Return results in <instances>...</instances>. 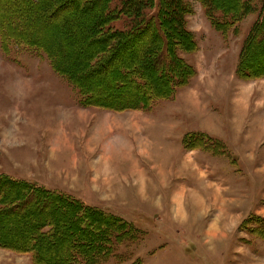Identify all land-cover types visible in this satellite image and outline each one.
<instances>
[{
    "label": "rangeland",
    "instance_id": "obj_1",
    "mask_svg": "<svg viewBox=\"0 0 264 264\" xmlns=\"http://www.w3.org/2000/svg\"><path fill=\"white\" fill-rule=\"evenodd\" d=\"M106 1L40 0L33 6L0 0V29L10 33L13 22L22 23V38L47 48L57 68L31 47L0 48V175L95 203L132 223L135 238L116 242L101 264H264V134L256 130L264 128V0H212V8L240 15L227 32L206 14V0H144V19L161 11L170 27V57L196 73L171 64L175 86L189 82L170 99L140 108L137 87L117 93L114 82L120 64L143 63V45L148 48L153 36H134L113 52L112 40L94 33ZM110 1L114 9L123 3ZM109 13L108 31L136 25L134 12ZM250 38L257 41L254 49ZM159 56H149L154 64L145 63V72L166 68ZM149 76L142 95L154 96L159 84ZM244 86L258 93L239 109L233 101L244 103ZM202 136L219 145L207 150ZM14 190L0 180V206ZM48 200L7 209L0 215V239L27 245L41 219L56 221L59 226L44 227L49 235L33 256L41 264H65L68 246L81 237L90 245L96 233L80 230L73 208ZM0 264L34 263L32 254L0 246Z\"/></svg>",
    "mask_w": 264,
    "mask_h": 264
},
{
    "label": "trees",
    "instance_id": "obj_2",
    "mask_svg": "<svg viewBox=\"0 0 264 264\" xmlns=\"http://www.w3.org/2000/svg\"><path fill=\"white\" fill-rule=\"evenodd\" d=\"M89 1L90 3H92V0H89ZM135 1L137 0H122L123 3L121 4L120 9H114L112 5H110L111 3L110 0L106 2H101L100 4L101 16L96 22L94 33H96V35L98 34L99 37H96V38L98 40H103V42L104 40H108V43H109L112 40L110 45L113 47L112 48V50H114L113 52L120 51L119 49H121L122 47L126 45L123 43L125 41H128L130 38L132 39L134 36L138 37L144 34L145 32L152 33L153 39L146 42V44L147 43L149 44V45L147 44L148 48L145 47V45H143L144 51H146L147 58L144 59L142 64H139L137 66L136 65L132 66V68H130L131 67L130 62H128L127 64L126 63L120 64L117 67V69L121 70L120 71L121 77L114 82V89L117 91V93L118 92L122 93L126 91L127 88L129 89L131 86L137 87L138 97H143V99H140V103L136 105L138 108H140V107L150 106L152 105V103H154L155 101L159 99H164V98L170 99L172 96H174V93L176 89L179 88V86H182L185 83H187V80L189 78L184 80L183 84L175 86L176 84L175 82L173 83V78L172 77L170 78L169 71L167 70V68L170 67L171 64L173 65L174 69L176 67H179V69L181 70L183 68L188 69L191 75L195 74L196 71H194L193 67L189 66L187 63H182V61L178 62L175 56H172L173 58L170 57L171 40L168 35V33L170 32V27L167 26L166 20L161 19L162 18V16H160L161 11H156L154 12V14L152 13L153 15L151 14L149 15L150 17L148 16V17H145L146 19H144V17L142 16V10L140 11L144 0H139V3H137V5L136 3L134 4ZM30 4L33 6L34 5L37 6L40 4V0H30ZM143 7L144 6H142V8ZM204 7H205L206 14L210 16L212 21L218 23L219 30L227 32L230 29H232L233 24H236V22L239 21L238 18L240 15L238 16V18L236 16L232 17L228 13H226L225 9L220 10V9L212 8V0H206V2H204ZM56 8H58L57 10H59L61 7H56ZM111 10L114 12L115 17L117 13L119 14L124 13L122 15H126V14L129 15V13L134 12L135 15L133 17L136 21L135 22L136 25L133 28H130L129 29L130 31H126V32L113 33L112 30L108 31L107 28L110 25L108 24V22L113 20L109 13ZM56 12H54V14ZM260 13H261L260 21L264 23V2L262 4ZM152 20H154V25H152L151 27V25L149 26L148 23ZM21 26H23L22 23L18 24V23L13 22V26L11 25L10 28H8L10 33L3 31V30H6L5 27H2L0 29V48L3 50L2 52L7 53L8 49L11 48L13 45L20 46V47L23 46L24 48L31 47V49L33 48L36 50L35 52H37L38 50V52H41L43 53V55L48 57L46 59H49V62L52 65V67L54 69H57L54 66V60L52 59L51 52H49L47 48H43L39 45L33 44L31 41H29L26 38L28 37V35H25V37L22 38L23 35L22 33L19 32L21 31L20 29ZM167 28L169 29V32ZM180 33L182 35V31H180ZM259 35L261 38L264 37V34H262L261 32ZM97 39L95 40V42L98 41ZM250 39L251 40L249 41H252L250 47L251 49H254V46H256L255 44H257V41L252 38ZM114 40H116V42H113ZM190 41H191L190 45L194 46V41L193 40H190ZM153 52H156L154 56H156L157 54H160L163 60L162 63L165 64L166 68L157 67L153 71L145 72L143 69L145 63L147 65L150 63L154 64V59H150V58H154ZM158 61H160V59H158ZM104 63L103 65H106V60ZM96 70L97 69H95L94 71ZM150 74H151L153 82L159 85L152 92L154 96H150V95L147 96L144 94L142 95V93L146 92V90L150 86V80H151L149 76ZM187 76H189V74ZM246 77H249V76H246ZM80 87L83 90L85 89L83 86H80ZM86 93L88 94L89 92H86ZM90 93L93 95L92 92ZM149 96L152 98L148 99V102H146L145 99L149 98ZM84 101L86 105L94 104V103H91L90 100H88V103L86 100ZM190 139L194 140V138H190ZM203 140H204L205 148L207 150H210V147L216 145L217 143V141L215 142L210 137H207V138L203 137ZM190 144H192L193 146L191 148H194L195 146L194 141ZM217 144L219 145V143ZM0 180H3L4 182H7L11 184L12 186L16 187V190H14L16 191L14 198H10L9 196L8 199H6L7 200L6 205L0 206V215L8 212L7 209H11V210L15 208L20 209L22 206L26 205L27 203L25 202L26 200H29L32 198H35L36 200H38L39 198L43 197L44 199L46 198L49 199L47 204L56 203V205L59 208L60 207L63 208V203H64L66 206L73 208V211L75 213L74 223H76L77 226L82 224L80 227V230L81 231L83 230V233H88L89 236L92 235V233H96L93 242L91 241L89 242L90 245L86 241H83L84 237L83 238L81 237L80 240L79 239L74 240V242H72L70 246H68V249L65 252V264H101L103 261H105L107 258H109L113 254V247L116 242H119L126 237H128L127 239L131 237L135 238V236L133 235L135 234L136 228L133 227L134 225L132 223L127 222L121 218H118L110 213L104 212L101 209L87 205L86 203L82 202L80 199L76 197L65 195V194L64 195L58 194L55 192L52 193L51 191H49L46 188H43L37 183L13 179L6 175L5 176L0 175ZM24 192H25L24 196L26 197L23 198L22 194ZM2 200L0 198V204H2L1 203ZM46 224H49V226L51 225L59 226L58 222L56 221L51 222L50 219L48 221L46 219L44 220L41 219L40 223L36 224V231H35L36 233L35 235L33 234L35 238L33 241L30 242V244L28 242L27 245H15L13 247V246L6 245L7 243L5 244L4 241L0 239L1 240L0 246L9 248L18 253H24V254H29V255L32 254L33 263L41 264L40 260H37L36 257H34L33 255H37L38 249L36 247L38 245L39 246L41 245L40 239L44 240L46 236L49 235L48 233L43 231ZM29 237H32V234H30ZM83 248L86 249L87 251L83 250ZM42 264H46V263H42Z\"/></svg>",
    "mask_w": 264,
    "mask_h": 264
},
{
    "label": "crops",
    "instance_id": "obj_3",
    "mask_svg": "<svg viewBox=\"0 0 264 264\" xmlns=\"http://www.w3.org/2000/svg\"><path fill=\"white\" fill-rule=\"evenodd\" d=\"M242 82H243V81H242ZM217 84H218V83H217ZM261 84H262V83H261ZM246 86H249V85H246ZM242 88H243V89H248V87H245V86L242 87ZM255 90H256V92H254V91H252V90H249V89H248V90H245V91L242 90V91H241V92H242V95H245V94H246L245 101H244V103H242L241 99H238L237 101H233V102H234V106H235V107H239V109H241L242 106H245V105L247 104V102H248V97L251 96V94H252L253 96H256V94L258 93V87H257V89H255ZM249 92H250V93H249ZM242 97H245V96H242ZM249 101H251V99H250ZM250 107H251V106H250ZM233 112L235 113L234 110H233ZM237 112H238V111H237ZM237 112H236V113H237ZM241 112H242V110H241ZM241 112H239V113H241ZM236 113H235V114H236ZM252 129L254 130V128H252ZM256 130H257V131H261V133L264 134V128H261V127L259 128V127H258ZM261 133H260V134H261ZM257 135H259V133L255 134L254 137H256ZM252 138H253V137H252ZM249 142H250V141H249ZM246 144L250 145V143H246ZM219 191H220V189L217 191L218 194H219ZM186 192H187V191L184 192V195L186 194ZM219 196H220V194H219ZM85 201H86V200H85ZM86 203H88V202L86 201ZM91 205L94 206V207H97V204H95V203H91ZM100 207H101V206H100Z\"/></svg>",
    "mask_w": 264,
    "mask_h": 264
},
{
    "label": "bare ground",
    "instance_id": "obj_4",
    "mask_svg": "<svg viewBox=\"0 0 264 264\" xmlns=\"http://www.w3.org/2000/svg\"><path fill=\"white\" fill-rule=\"evenodd\" d=\"M192 166V165H191ZM182 196V195H181ZM202 201V200H201Z\"/></svg>",
    "mask_w": 264,
    "mask_h": 264
}]
</instances>
